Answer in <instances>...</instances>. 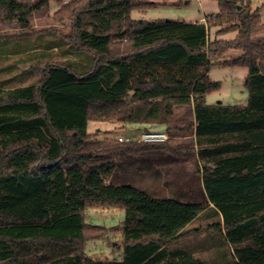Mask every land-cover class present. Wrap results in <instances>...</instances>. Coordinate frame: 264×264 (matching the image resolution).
Returning a JSON list of instances; mask_svg holds the SVG:
<instances>
[{"label":"trees","instance_id":"obj_1","mask_svg":"<svg viewBox=\"0 0 264 264\" xmlns=\"http://www.w3.org/2000/svg\"><path fill=\"white\" fill-rule=\"evenodd\" d=\"M218 2L217 15L196 23L133 19L154 0L62 8L58 19L73 29L63 38L66 53L88 58L87 66L51 61L33 67L37 84L0 89V264H216L180 245L202 218L218 264H264V40L257 38L264 22L252 0ZM46 4L0 0V20L28 28ZM231 51L240 54L220 65L248 69V103L209 105L207 96L221 88L209 77L212 61ZM134 64L203 70L195 82L133 80ZM190 106L194 124L173 125L176 108ZM91 123L162 126L170 138L194 134L196 148L116 140L85 151ZM155 150L194 164L206 204L110 182L121 155ZM89 204L124 209L120 260L86 255V241L104 234L86 222Z\"/></svg>","mask_w":264,"mask_h":264},{"label":"rangeland","instance_id":"obj_2","mask_svg":"<svg viewBox=\"0 0 264 264\" xmlns=\"http://www.w3.org/2000/svg\"><path fill=\"white\" fill-rule=\"evenodd\" d=\"M21 3L34 5L41 1L47 4L29 18V27H21L16 21L0 20V39L10 38L18 40L24 45L26 42L35 43L38 39L50 41L56 48H51L50 60L39 61L29 67V73L39 80L40 72H33L34 66H40L41 71L46 63L57 62L68 64L75 62L77 69L87 66L88 58L67 54V45L63 38L72 34V23L69 20L60 21L57 15L62 8L78 0H18ZM153 7L143 11H135L133 19L143 21H173L179 23H196L203 18L219 13L218 0H154ZM254 9H260L264 22V0H252ZM149 4V3H148ZM234 35L223 37L233 38ZM264 40V32L258 34ZM30 54V53H29ZM28 54V55H29ZM240 53L231 51L226 56L214 59L209 69L211 81L220 83V90L209 94L206 98L209 105L223 103L224 105L245 106L248 103V90L245 81L248 69L245 67H231L220 65L226 60L236 58ZM21 54V58L28 56ZM42 64V65H40ZM133 80L172 81L176 77H184L186 81H194L200 77L202 68L195 66H165L134 64ZM38 70V71H39ZM38 82V81H37ZM194 124L192 107H178L175 110L172 124L186 126ZM128 126V125H127ZM162 127V126H160ZM126 126L116 123H91L90 139L84 148L85 151L96 152L101 146L114 143L119 136L129 137ZM165 128V127H163ZM161 129V128H160ZM166 129V128H165ZM169 148L185 151L196 148L194 134L176 135L169 137ZM112 183L126 185L146 192L154 199H175L191 204H206L202 174L198 173L194 164L180 155L167 150H155L139 155L123 154L117 164V169L110 179ZM179 198V199H178ZM125 211L117 206L89 204L85 212V219L89 225L104 229V234L86 241L85 253L94 260H120L122 251V226ZM209 222L198 219L188 229L180 245L188 246L197 256L220 263L212 247L213 233L207 228ZM97 234V235H98ZM217 261V262H216Z\"/></svg>","mask_w":264,"mask_h":264},{"label":"crops","instance_id":"obj_3","mask_svg":"<svg viewBox=\"0 0 264 264\" xmlns=\"http://www.w3.org/2000/svg\"><path fill=\"white\" fill-rule=\"evenodd\" d=\"M198 22H205V18L201 19ZM51 48H56V47L55 45H52L50 41L46 43L42 39H38L35 43L26 42L24 45H22L21 42L18 40H13L10 38L0 39V89L11 90L19 87H26L37 84L38 80L35 81L33 77L34 75L30 74L28 69L34 63H38L39 61L43 62L45 60H50L51 59L50 53L52 51ZM22 53L23 54L27 53V55L29 53L30 54L22 59L21 58ZM198 78L199 77H197V79ZM197 79H195L194 82ZM175 80L182 81L184 80V77H176ZM216 105H224V104L218 103ZM227 106H232V105H227ZM191 107L193 111V121L195 122L194 108L193 106ZM160 128L161 130H165V128L160 126H149V125H128L126 126L125 129H127L129 135L132 136V135H139L144 131H148L151 129H160ZM113 184L119 185L118 183H113ZM175 199L177 200V198Z\"/></svg>","mask_w":264,"mask_h":264},{"label":"built area","instance_id":"obj_4","mask_svg":"<svg viewBox=\"0 0 264 264\" xmlns=\"http://www.w3.org/2000/svg\"><path fill=\"white\" fill-rule=\"evenodd\" d=\"M117 140L120 143H131V142L164 143L169 140V135L166 132V130L151 129L148 131H144L139 135H132L129 137H119Z\"/></svg>","mask_w":264,"mask_h":264}]
</instances>
